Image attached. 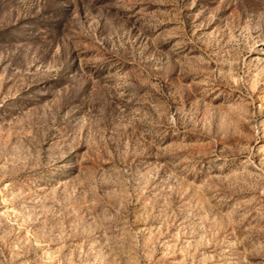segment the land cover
Wrapping results in <instances>:
<instances>
[{
  "label": "rangeland",
  "instance_id": "1",
  "mask_svg": "<svg viewBox=\"0 0 264 264\" xmlns=\"http://www.w3.org/2000/svg\"><path fill=\"white\" fill-rule=\"evenodd\" d=\"M0 264H264V0H0Z\"/></svg>",
  "mask_w": 264,
  "mask_h": 264
}]
</instances>
